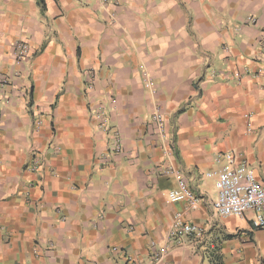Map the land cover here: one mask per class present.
Returning a JSON list of instances; mask_svg holds the SVG:
<instances>
[{"label": "crops", "instance_id": "obj_1", "mask_svg": "<svg viewBox=\"0 0 264 264\" xmlns=\"http://www.w3.org/2000/svg\"><path fill=\"white\" fill-rule=\"evenodd\" d=\"M225 151L264 184V0H0V264H148L153 239L160 264H264L252 211L212 216ZM177 211L200 233L169 239Z\"/></svg>", "mask_w": 264, "mask_h": 264}, {"label": "built area", "instance_id": "obj_2", "mask_svg": "<svg viewBox=\"0 0 264 264\" xmlns=\"http://www.w3.org/2000/svg\"><path fill=\"white\" fill-rule=\"evenodd\" d=\"M104 3L109 0H102ZM18 59L26 58L31 47L27 40H19L15 46ZM90 75V74H89ZM93 76H89V88L93 86ZM145 85L151 89L152 82L145 74ZM249 117V114L246 115ZM251 129V126L249 127ZM148 131L151 135L166 143L169 140L166 118L160 109H156L150 116ZM112 150L121 152L123 148V139L120 132L113 134ZM163 144V143H162ZM217 162L221 164L220 169L208 176L216 177L217 199L211 202V212L213 217L237 216L244 217L247 212L252 211L254 216L252 224L255 228L264 231V184L258 181L256 173L248 160L239 152L225 151L217 156ZM28 169L35 173H41L44 168L43 156L40 152H34ZM170 166L162 167L160 172L168 173ZM168 199L172 202L186 201L185 211L195 209L198 205V197L193 192L190 184L185 179L179 180L178 187L168 192ZM201 227L194 222L186 221L185 212L177 211L169 232V239H176L190 234L200 233ZM114 251L120 252L117 246ZM167 253L166 246H159L157 240L150 241V262L148 264H160ZM129 264H140L132 256L128 258Z\"/></svg>", "mask_w": 264, "mask_h": 264}, {"label": "trees", "instance_id": "obj_3", "mask_svg": "<svg viewBox=\"0 0 264 264\" xmlns=\"http://www.w3.org/2000/svg\"><path fill=\"white\" fill-rule=\"evenodd\" d=\"M215 264H217V263H215ZM219 264H222V263H219Z\"/></svg>", "mask_w": 264, "mask_h": 264}]
</instances>
